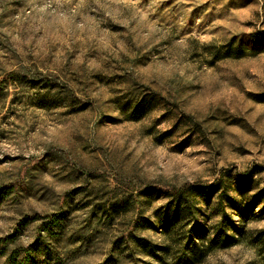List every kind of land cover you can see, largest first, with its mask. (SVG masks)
<instances>
[{"label":"rangeland","instance_id":"rangeland-1","mask_svg":"<svg viewBox=\"0 0 264 264\" xmlns=\"http://www.w3.org/2000/svg\"><path fill=\"white\" fill-rule=\"evenodd\" d=\"M43 3L0 0V237L55 227L32 264H110L119 247L121 264H189L183 240L152 256L181 236L171 194L192 188L180 226L219 240L195 264H234L238 244L264 264V0ZM232 38L257 53H226ZM143 93L158 102L131 120Z\"/></svg>","mask_w":264,"mask_h":264},{"label":"trees","instance_id":"trees-1","mask_svg":"<svg viewBox=\"0 0 264 264\" xmlns=\"http://www.w3.org/2000/svg\"><path fill=\"white\" fill-rule=\"evenodd\" d=\"M257 42V40H254L253 45L248 46L242 40L232 38L229 42L226 53H233V55H235L236 57L255 55L258 51ZM8 92L9 90L5 89L2 97L6 98ZM156 102H158V98L153 94H137L135 97L126 99L122 105V108L127 111L126 113L128 114L129 119L140 120L149 111L152 110ZM185 193L186 194L178 191L176 192V194H171L173 198L172 204L174 203V215H172L173 220L169 224H167L165 232L169 234L171 229L180 227L179 230H181V236L177 237V239L172 238V242L167 241L166 243L156 247V255L152 257H154L158 262H166V256H169L172 253L173 241L175 242L174 244L179 245V247H181L179 244L181 243L180 241H185V244L179 251L183 252L186 262L189 264H195L202 261L205 255L211 252L219 242L218 237L210 240V243L207 244V247L204 250V248L199 247L198 243L194 240L196 229H187L186 226H180V222L182 219H185L188 215L195 216V213L197 211L193 189L191 188ZM117 205H119L117 207L122 206V204L119 203H117ZM122 208H124V206H122ZM108 217L113 218L114 216L110 214L108 215ZM224 217L226 216L224 215ZM54 233H56L55 227L49 228L47 232L42 231L41 233H39V236L34 245L22 244L19 240L17 232L0 237V264H32L41 250H44L45 253H48L51 250L49 238L53 237ZM59 235L61 234L57 232V236ZM164 235L167 234L164 233ZM132 237L133 234L132 232H130L128 234V238H131L130 244L133 246L135 245L137 247V251H139L141 254L150 255V252L145 247V245L141 244L136 239L135 241L134 239H132ZM201 238L204 239L203 236H201ZM202 245H205L204 242H202ZM119 248L118 250H114V257L110 258L109 260L110 264H121L123 259L125 258L123 257V251L119 250ZM129 257L131 256L129 255Z\"/></svg>","mask_w":264,"mask_h":264},{"label":"clouds","instance_id":"clouds-1","mask_svg":"<svg viewBox=\"0 0 264 264\" xmlns=\"http://www.w3.org/2000/svg\"><path fill=\"white\" fill-rule=\"evenodd\" d=\"M71 2L72 0H44L43 6L39 8V12H42V13L47 12L49 16L55 17L57 15L58 10L57 8H53L54 4L57 6H63V5L71 4ZM96 2L98 3L99 0H96ZM152 2L159 3L160 0H152ZM184 2L187 3L188 0H184ZM86 3H87V0H79V4L77 5V7H83ZM109 3L123 4V5H128L131 3L134 7L137 3H139V0H109ZM48 10H51V11H48ZM71 11L74 13L75 9H72ZM59 15L65 16L64 13H59ZM109 15H111V13H109ZM140 18L141 20H143V19H146V16L144 14H140ZM120 23H122L125 27H127V24H128L127 21H120ZM76 27L79 28L82 26L76 25ZM245 30L250 32L253 29L249 28ZM162 31L164 30L162 28L156 27L155 23L149 26V32H162ZM211 40H212V37L210 36L200 37L201 45L205 43H210ZM179 43L184 44V41H179ZM185 47H187L186 44H185ZM179 75L183 76L184 73L181 71ZM24 155L25 156L30 155V152H25ZM27 242L28 241H25V243ZM236 250L241 252V256L233 258L234 264H251L252 261H256L257 264H260L261 257L260 255L257 254L255 249L248 248L244 244H238L233 249V251H236Z\"/></svg>","mask_w":264,"mask_h":264}]
</instances>
